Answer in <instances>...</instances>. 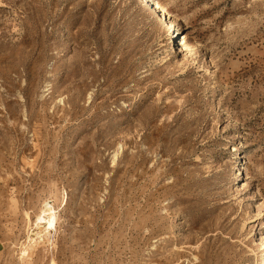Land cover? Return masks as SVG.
<instances>
[{
  "label": "rangeland",
  "instance_id": "rangeland-1",
  "mask_svg": "<svg viewBox=\"0 0 264 264\" xmlns=\"http://www.w3.org/2000/svg\"><path fill=\"white\" fill-rule=\"evenodd\" d=\"M0 264H264V0H0Z\"/></svg>",
  "mask_w": 264,
  "mask_h": 264
},
{
  "label": "bare ground",
  "instance_id": "bare-ground-1",
  "mask_svg": "<svg viewBox=\"0 0 264 264\" xmlns=\"http://www.w3.org/2000/svg\"><path fill=\"white\" fill-rule=\"evenodd\" d=\"M158 5V4H157ZM157 5H152L153 7H155V9H158V10H160V8L157 6ZM162 11V10H161ZM183 46V48L181 49V51H184L185 50V48H184V44L182 45ZM40 223H47L48 224V229H50V227L52 226V222H49V221H46V220H44L43 218H41L40 219Z\"/></svg>",
  "mask_w": 264,
  "mask_h": 264
}]
</instances>
